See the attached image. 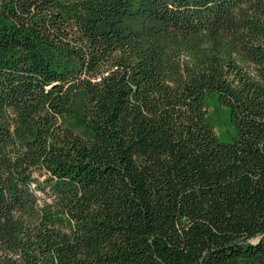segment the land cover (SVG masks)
<instances>
[{
	"label": "trees",
	"instance_id": "1",
	"mask_svg": "<svg viewBox=\"0 0 264 264\" xmlns=\"http://www.w3.org/2000/svg\"><path fill=\"white\" fill-rule=\"evenodd\" d=\"M0 264H264V0H0Z\"/></svg>",
	"mask_w": 264,
	"mask_h": 264
},
{
	"label": "rangeland",
	"instance_id": "2",
	"mask_svg": "<svg viewBox=\"0 0 264 264\" xmlns=\"http://www.w3.org/2000/svg\"><path fill=\"white\" fill-rule=\"evenodd\" d=\"M208 115L214 124V129L219 136V139L222 141L231 140L230 136L233 134V129L227 119L225 110L211 100L209 101Z\"/></svg>",
	"mask_w": 264,
	"mask_h": 264
}]
</instances>
